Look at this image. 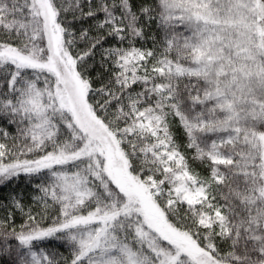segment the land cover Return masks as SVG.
Wrapping results in <instances>:
<instances>
[{
    "label": "snow or ice",
    "instance_id": "1",
    "mask_svg": "<svg viewBox=\"0 0 264 264\" xmlns=\"http://www.w3.org/2000/svg\"><path fill=\"white\" fill-rule=\"evenodd\" d=\"M21 182L0 264H264V0H0Z\"/></svg>",
    "mask_w": 264,
    "mask_h": 264
},
{
    "label": "trees",
    "instance_id": "2",
    "mask_svg": "<svg viewBox=\"0 0 264 264\" xmlns=\"http://www.w3.org/2000/svg\"><path fill=\"white\" fill-rule=\"evenodd\" d=\"M88 24L85 23L84 27H87ZM99 59V56L97 55V60ZM97 71H102V69L99 68V65L97 64V68L93 70V76H95V73ZM107 75V74H105ZM13 190H16V191H21L23 190L25 192V196L27 198V196L29 195V192L30 190L26 188V186L21 182L19 187H17L16 185H11L9 187H0V201H3L5 200L9 194L13 191ZM4 210L3 209H0V217H3L4 216ZM22 217L17 214L16 215V224L19 225L20 221H21Z\"/></svg>",
    "mask_w": 264,
    "mask_h": 264
}]
</instances>
